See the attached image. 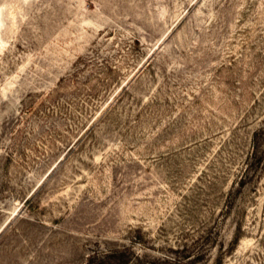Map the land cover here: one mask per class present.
<instances>
[{"label": "rangeland", "instance_id": "374dc122", "mask_svg": "<svg viewBox=\"0 0 264 264\" xmlns=\"http://www.w3.org/2000/svg\"><path fill=\"white\" fill-rule=\"evenodd\" d=\"M123 247L264 264V0H0V264Z\"/></svg>", "mask_w": 264, "mask_h": 264}, {"label": "trees", "instance_id": "16d2710c", "mask_svg": "<svg viewBox=\"0 0 264 264\" xmlns=\"http://www.w3.org/2000/svg\"><path fill=\"white\" fill-rule=\"evenodd\" d=\"M255 137H257L255 135ZM252 160L254 162L258 161V156L255 155V152L252 153ZM253 163H251L250 165H252ZM239 234V230L237 229L234 235V238L236 239L238 237ZM236 241V240H235ZM187 247V246H184ZM183 247V248H184ZM191 255H182L179 259L182 260H178L176 261V258H171L168 257L165 259L164 262L162 263H156L154 261H149L147 262V264H193L191 263L192 260L190 257ZM138 261V256L137 254L132 251V249H128V248H114L111 250H106L103 251L102 253H96L95 255H92L91 258L88 259V261L84 264H128L131 263L132 261ZM172 261V262H169ZM138 264H142L138 261ZM217 264H221V263H217Z\"/></svg>", "mask_w": 264, "mask_h": 264}]
</instances>
